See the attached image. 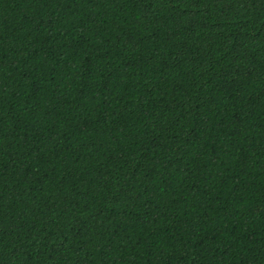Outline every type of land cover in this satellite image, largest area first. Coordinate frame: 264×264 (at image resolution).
Segmentation results:
<instances>
[{
    "label": "trees",
    "instance_id": "1",
    "mask_svg": "<svg viewBox=\"0 0 264 264\" xmlns=\"http://www.w3.org/2000/svg\"><path fill=\"white\" fill-rule=\"evenodd\" d=\"M0 264H264V0H0Z\"/></svg>",
    "mask_w": 264,
    "mask_h": 264
}]
</instances>
